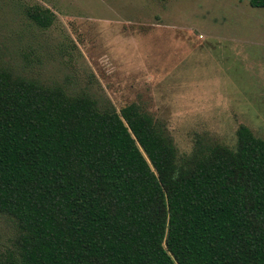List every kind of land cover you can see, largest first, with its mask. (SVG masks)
<instances>
[{
  "label": "trees",
  "instance_id": "16d2710c",
  "mask_svg": "<svg viewBox=\"0 0 264 264\" xmlns=\"http://www.w3.org/2000/svg\"><path fill=\"white\" fill-rule=\"evenodd\" d=\"M0 213L17 227L6 264H264V137L240 124L233 147L199 139L179 158L140 104L0 58Z\"/></svg>",
  "mask_w": 264,
  "mask_h": 264
},
{
  "label": "rangeland",
  "instance_id": "374dc122",
  "mask_svg": "<svg viewBox=\"0 0 264 264\" xmlns=\"http://www.w3.org/2000/svg\"><path fill=\"white\" fill-rule=\"evenodd\" d=\"M34 4L49 27L27 18ZM0 58L117 110L140 104L179 158L199 139L233 147L240 124L264 137V8L250 0H0ZM16 236L0 213V264L19 260Z\"/></svg>",
  "mask_w": 264,
  "mask_h": 264
}]
</instances>
